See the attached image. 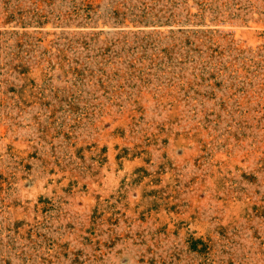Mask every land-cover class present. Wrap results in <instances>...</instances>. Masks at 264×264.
<instances>
[{
	"label": "rangeland",
	"instance_id": "1",
	"mask_svg": "<svg viewBox=\"0 0 264 264\" xmlns=\"http://www.w3.org/2000/svg\"><path fill=\"white\" fill-rule=\"evenodd\" d=\"M0 264H264V0H0Z\"/></svg>",
	"mask_w": 264,
	"mask_h": 264
}]
</instances>
